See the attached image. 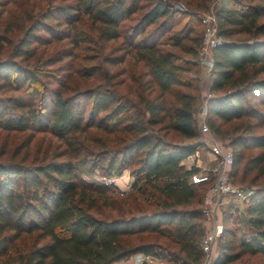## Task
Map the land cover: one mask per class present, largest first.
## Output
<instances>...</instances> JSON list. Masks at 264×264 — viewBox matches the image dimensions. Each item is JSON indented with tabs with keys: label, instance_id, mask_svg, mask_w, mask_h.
<instances>
[{
	"label": "trees",
	"instance_id": "obj_1",
	"mask_svg": "<svg viewBox=\"0 0 264 264\" xmlns=\"http://www.w3.org/2000/svg\"><path fill=\"white\" fill-rule=\"evenodd\" d=\"M172 1L179 0H77L45 13L46 19L70 24L67 36L64 30L50 35L71 37L75 47L91 42L80 28L71 33L83 14L100 23V40H120L121 54L108 58L107 63H123L127 56L143 63L139 81L149 95L142 93L137 105L109 89L65 96L63 89L44 85V80L55 76L58 69L54 65L70 55L65 50L37 59L30 67L16 62L15 58L36 57V43L46 41L38 31L53 29L39 20L15 46L11 58H0V130H49L71 153L67 160L39 165H0V264H113L136 253H155L161 247L172 255L168 246L158 242H134L148 233L165 235L187 259L183 264L202 262L203 207L209 184L192 183L190 177L199 168H188L183 160L204 146L194 112L203 34L197 22L202 29L203 24L194 14L179 12ZM215 12L221 42L213 52L208 121L217 132L224 123L244 118L255 121L240 122L235 130L242 132L229 139L234 151L231 175L236 183L234 176L245 150L264 147V134L257 135L255 128L264 126V0H219ZM183 18L184 26L173 30ZM94 71L80 69V74L89 76ZM133 107L137 119L129 115ZM147 125H161L188 142H168L151 134ZM90 126L105 132L125 129L135 133L123 148L103 158L109 172L134 166L133 192L128 198L109 200L105 186L81 178L78 162L85 147L77 133ZM253 170L264 174V150L247 160L244 172ZM102 207L117 214L102 216ZM245 212L247 222L239 242L237 230L227 224L231 213L226 212L213 264H231L245 257L249 262L256 256L264 260V187L254 191ZM160 255L171 261L164 252Z\"/></svg>",
	"mask_w": 264,
	"mask_h": 264
},
{
	"label": "rangeland",
	"instance_id": "obj_2",
	"mask_svg": "<svg viewBox=\"0 0 264 264\" xmlns=\"http://www.w3.org/2000/svg\"><path fill=\"white\" fill-rule=\"evenodd\" d=\"M172 2L175 9H178L179 12L194 14L199 21H201V16L204 14L215 11L216 6L219 4V0H179ZM76 3L77 0H0V58L2 60L11 58L15 46L30 31L32 25L39 20L46 25L54 26L53 29L47 33L44 31H38V34L43 35L46 38V41H42V44L36 43V57H32L29 60L15 58L16 62H20L22 66L30 67L29 64H33L37 59L39 62L43 59L57 55L61 50H65L70 55H67L62 62L54 65V67L58 70H55V76H51L50 80L43 81L44 85L47 84L52 89H63L65 91V96H75L86 90H95L99 88L106 90L109 89L118 97H125L130 104L136 103L137 105L138 97L142 96V93L145 96L149 95L148 89L143 92L142 84L140 86L139 81V77L144 69L143 63L140 61H137L136 63L132 56H127L123 63L117 65H110L107 63L108 58L121 54V51L118 49L121 41L113 40L105 42L100 40L98 38V28L100 26L99 22L93 21L85 14L80 15L79 20L74 23L75 29H73L71 33H74L76 28H80L81 31L86 32V34L91 38V42L85 44L82 43L78 47L72 45L70 41L71 37L69 39H57L55 35L54 37L50 35V32H54L55 30H64L66 31L64 34L68 35L71 31L70 24L56 23V21L46 19L45 13L53 6L74 5ZM141 14L142 11L138 12L136 16H140ZM185 21L186 19H181L178 24L176 23L177 25H175L173 30L182 28ZM197 30L200 35L203 33V29L198 22ZM175 52L179 53V51ZM86 68H95V71L89 76H83L80 74V69ZM199 68L200 81L197 93L196 90H192L190 88L183 87L181 89L186 92L190 91L197 94L194 112L200 134L199 140L204 143V146L201 147L198 152H200V155L204 157L206 153L211 152L209 144L211 143L212 138H216L218 142L229 146V139L242 132V130L236 131L235 126L240 125V122L242 121L248 124H255V121L244 118L243 120L224 123L220 125L221 132H217L210 125L207 115L206 122L210 127V133H203L201 131L198 116L201 112H203L204 105L207 103V98L210 93V78L208 79L207 70L201 68L200 65ZM136 76L138 78H135ZM261 77H264V74H262ZM10 93L11 92L8 94ZM155 93L156 89L153 91L152 96H154ZM83 102H85V100H83ZM90 107L91 103L88 104L87 110H90ZM129 115L132 119L138 118L134 107L129 108ZM160 126L161 125H147L146 128L151 134L159 136L168 142H188V140L184 139L178 133ZM88 128L89 129L83 133H77V139L80 141V144L85 147L84 155L82 159H79L80 162H78L80 163L78 170L81 178L85 182L105 186L108 192L107 194L109 200H120L123 199V197L128 198L133 192L131 191L132 189L125 195H121V190L115 188L114 186L106 185L103 180L105 178L121 177L122 187H125L129 182H132L133 185L135 176L131 173V170L134 166L115 169L112 172H109L108 161L103 158L109 151L123 148L126 143L135 138V133L126 131L125 129L105 132L92 126ZM255 128L257 135L264 134V126H258ZM230 149L233 151L232 147H230ZM262 150H264V147L245 150L244 160H242L240 166L237 167L236 175L234 176L236 184L245 188L248 199L244 201H240L238 199H228L225 201L226 203L221 211V232L224 226V219L227 214L226 212L230 211L231 218L227 224L237 230V242H239L246 226L247 217L245 210L248 202L258 187H264V174L258 175L256 170L245 173L244 166L251 156L260 154ZM70 157L71 153L67 144L49 130H0V165L17 164L21 166H33L49 161L67 160ZM100 212L102 216L107 214L114 216L117 214L109 207H102ZM152 241L158 242L163 247L168 246L167 249L172 255H170L168 251L162 247L156 248L157 251L164 252V254L169 257L171 256V261H169L168 264L173 263V260H175L178 264L186 262L187 259L185 256L176 249V246L168 238H166L165 235L159 236L158 234L148 233L134 238L135 243ZM142 258L143 255L141 253H136L128 260L122 261L119 264H128L129 262H139L141 264ZM247 259L248 257H245L244 259L231 264H264V260L261 261L259 256L253 258L251 257L249 262L246 261ZM168 260L170 259L168 258ZM143 264L145 263L143 262Z\"/></svg>",
	"mask_w": 264,
	"mask_h": 264
},
{
	"label": "built area",
	"instance_id": "obj_3",
	"mask_svg": "<svg viewBox=\"0 0 264 264\" xmlns=\"http://www.w3.org/2000/svg\"><path fill=\"white\" fill-rule=\"evenodd\" d=\"M203 24V34L198 52V64L208 71V79L214 60V48L220 44L219 25L216 12L206 13L201 16ZM208 115L207 103L203 112L198 116L201 131L210 133V127L206 122ZM211 152L216 156V162L211 168H201L190 177L192 183H208L209 187L204 196V226L205 232L201 241V249L204 258L199 264H212L217 257L218 240L221 233L222 209L228 199H238L244 201L247 198L244 187L233 182L232 169L234 165V154L229 146L224 145L212 138L209 144ZM103 182L108 186H114L121 190V195H125L132 189V182L121 186V177L105 178ZM142 263L145 264H168L170 260L160 255V251L155 253H141ZM128 264H140L139 262H129Z\"/></svg>",
	"mask_w": 264,
	"mask_h": 264
},
{
	"label": "crops",
	"instance_id": "obj_4",
	"mask_svg": "<svg viewBox=\"0 0 264 264\" xmlns=\"http://www.w3.org/2000/svg\"><path fill=\"white\" fill-rule=\"evenodd\" d=\"M207 95V94H206ZM210 95V93H209ZM188 158V159H187ZM183 164H185L188 168H191L193 165L197 166L199 170L201 168H211L215 162H216V156L213 153H206L204 157L200 155V152H196L195 154H192L191 156L187 157ZM120 262H116L113 264H119Z\"/></svg>",
	"mask_w": 264,
	"mask_h": 264
}]
</instances>
